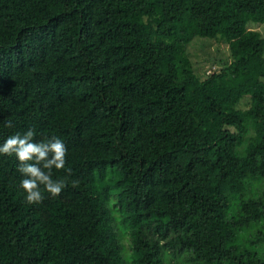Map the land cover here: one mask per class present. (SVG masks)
I'll list each match as a JSON object with an SVG mask.
<instances>
[{
    "label": "trees",
    "instance_id": "16d2710c",
    "mask_svg": "<svg viewBox=\"0 0 264 264\" xmlns=\"http://www.w3.org/2000/svg\"><path fill=\"white\" fill-rule=\"evenodd\" d=\"M256 23L264 0H0V143L66 147L65 187L32 204L0 154V264H264ZM183 28L229 61L200 77Z\"/></svg>",
    "mask_w": 264,
    "mask_h": 264
},
{
    "label": "clouds",
    "instance_id": "9594fccd",
    "mask_svg": "<svg viewBox=\"0 0 264 264\" xmlns=\"http://www.w3.org/2000/svg\"><path fill=\"white\" fill-rule=\"evenodd\" d=\"M11 126V121L6 122ZM36 133L29 127L25 131L8 135L0 143V154H14L18 161V171L22 174L19 188L23 190L24 200L39 203L43 199V190L58 195L65 187L63 178L54 179L52 170L65 166L66 147L62 138L50 136L35 140Z\"/></svg>",
    "mask_w": 264,
    "mask_h": 264
},
{
    "label": "rangeland",
    "instance_id": "374dc122",
    "mask_svg": "<svg viewBox=\"0 0 264 264\" xmlns=\"http://www.w3.org/2000/svg\"><path fill=\"white\" fill-rule=\"evenodd\" d=\"M249 27L258 30L264 38V23H256V25H250ZM182 34L186 38V43L184 42L182 44L180 54L188 58L195 72L200 77L212 71L219 70L229 61V49L225 41L198 37L192 30L187 28H183ZM246 105L247 102L244 99L240 107L244 108ZM114 217L115 220L113 223L116 226L115 229L117 230L122 253L129 263L131 253L130 235L124 229L123 225H120L119 212L115 211Z\"/></svg>",
    "mask_w": 264,
    "mask_h": 264
}]
</instances>
